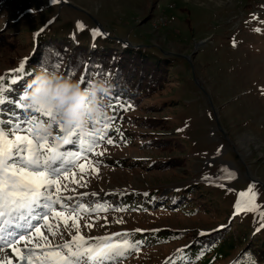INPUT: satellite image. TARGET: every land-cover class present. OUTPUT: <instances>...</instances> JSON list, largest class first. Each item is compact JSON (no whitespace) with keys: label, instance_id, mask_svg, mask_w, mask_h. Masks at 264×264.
I'll return each mask as SVG.
<instances>
[{"label":"rangeland","instance_id":"1","mask_svg":"<svg viewBox=\"0 0 264 264\" xmlns=\"http://www.w3.org/2000/svg\"><path fill=\"white\" fill-rule=\"evenodd\" d=\"M78 21L84 30H77ZM93 29L106 35L93 39ZM64 43L90 52L129 48L155 59V80L146 83L157 91L135 99L134 110L116 111L107 133L114 145L102 143L97 151L104 155L89 157L101 161L99 175L82 161L86 171L77 170L76 179L84 175L87 187L69 183L77 193H89L86 204L106 201L126 211L101 212L99 219L85 215L81 233L95 237L145 230L134 240L158 231L179 232L175 240L152 238L123 264H165L178 249L202 240L211 245L229 231L233 248L211 264H234L246 248L263 245L264 228L256 231L258 214L233 213L238 193L253 182L256 203L264 211V0H0V76L14 73L22 60H39L48 46ZM44 63L53 71L50 59ZM58 74L68 79L64 69ZM17 85L11 87L12 101L18 98ZM11 103L0 105V119L20 117ZM224 167L236 174L219 181L224 187L203 179L216 180ZM121 218L125 222L116 223ZM52 223L71 239L62 221ZM201 231L207 235L200 236ZM54 242H61L59 236Z\"/></svg>","mask_w":264,"mask_h":264},{"label":"snow or ice","instance_id":"2","mask_svg":"<svg viewBox=\"0 0 264 264\" xmlns=\"http://www.w3.org/2000/svg\"><path fill=\"white\" fill-rule=\"evenodd\" d=\"M51 2L56 4L61 0ZM76 28L82 31L85 26L78 21ZM40 32L35 35L39 36ZM91 34L93 39L106 35L100 29H93ZM26 63L27 60H22L13 70L19 75L10 78L9 87L5 86V76H0V105L13 102L23 110V115L15 121L0 119V264H13V259L17 264H123L128 256L139 253L142 241L132 238L145 230L137 228L132 232L85 236L81 233L80 224L85 215L95 214L99 219L101 212L126 209L113 207L106 201L86 204L83 198L89 193H77L76 188L69 187V183H75L80 188L87 187L84 175L76 179L77 170L85 173L86 164L92 173L99 175L101 161H92L89 157L104 155L97 151L102 143L114 145V140L108 138L107 133L113 128L116 116H110L104 125L105 134L101 136L90 133L84 137L76 129L64 133L62 128L56 129L55 139L37 136L32 130L33 118L52 124L55 111L41 110L36 113L38 115H33V111L22 103L31 81L17 100L12 101L5 95L11 85L32 75L26 71ZM79 82L81 85L85 83L83 76ZM109 107H114V110H134L130 103L114 106L110 102ZM115 131L123 138L118 127ZM235 178L236 174L227 167L220 170L216 180L207 175L203 177L206 182L218 187H224L220 180ZM255 187L253 182L246 191L238 193L233 215L241 212L257 213L260 226L256 231H259L264 228V211H260L261 206L256 203L258 194ZM69 192L73 194H65ZM90 195L95 197L97 193ZM54 220L63 222L64 231L71 237L70 240L64 239L59 225L52 223ZM124 222L122 218L116 220L118 224ZM84 227L91 229L93 224L85 223ZM45 231L48 235H45ZM199 235L203 237L207 234L201 231ZM58 236L61 242L55 243ZM177 258L181 264L187 259L184 249H178L176 256L169 258L165 264H174ZM247 264H256L250 253Z\"/></svg>","mask_w":264,"mask_h":264},{"label":"trees","instance_id":"3","mask_svg":"<svg viewBox=\"0 0 264 264\" xmlns=\"http://www.w3.org/2000/svg\"><path fill=\"white\" fill-rule=\"evenodd\" d=\"M47 42L43 41V45L45 46ZM65 44V43H64ZM65 47H52L48 46V54L46 55V50L43 49V54H41L37 60H32L26 64V71H29L32 73L31 76H26L24 79L19 80L16 84H18L16 87H19V90L16 92L18 95V98L21 94H23L26 85L32 81L36 75V72L38 70H45L49 72V69L47 68V65L44 63L45 59H50L51 66L53 68V71L51 73L58 74L59 70L64 69V72L69 79L70 76L77 77L79 75L78 81H80L81 77H84L85 83L82 84V87H87L89 82L93 80H106L110 82L112 85V90L110 95H108L104 100V106L106 110L112 111L113 114L116 116L117 112H124L122 109H116L114 110V107H109L110 102L116 106L121 103L131 105L134 104L135 99L137 100L144 94H149L153 89V86L149 83H146L147 80L155 78L152 77V75H156L155 73H152L153 69L151 67L153 66L151 62L155 61L154 58L149 56L146 53L138 52L132 49L127 48L126 50H123L120 52L119 50L113 48V47H105L102 48V50L96 49L94 52H90V50L87 48H84L82 46L76 45L75 47H70L69 44H65ZM61 49V51H60ZM57 53L59 55H57ZM66 53V58L65 54ZM63 57H62V56ZM159 65L161 64V60H158ZM165 64V63H164ZM162 67L165 68V66ZM74 73V75H73ZM17 74L12 73L8 76H5V86L9 87V81L6 80L9 79L11 75ZM7 82V84H6ZM15 84V85H16ZM10 86L9 90L5 93L6 97H9L11 99V92L12 87ZM18 89V88H17ZM17 98V99H18ZM15 101V100H14ZM22 103H25V101H22ZM6 105L5 103L1 106ZM12 106L16 107L17 116L23 115V110L17 108L15 103H11ZM33 115H38L36 113H32ZM150 199V198H148ZM147 199V200H148ZM131 200V199H129ZM128 200V201H129ZM146 200V201H147ZM155 200V199H151ZM125 204V202H124ZM127 205V203L125 204ZM135 208H137L136 202L133 203ZM171 209H174L171 208ZM159 234V235H156ZM155 234L149 235L152 236L151 238L145 239L142 238L144 236H137L134 240H140L142 241V244L140 246V249L143 245L149 243L152 241V238H163V240H175L177 239L176 231H165L164 232H156ZM161 233L165 234L160 235ZM174 234V236L171 237V235ZM226 236H222L221 238H218L217 241L213 242V244L209 245L205 243V240L197 241L195 245H191L190 248L186 249L185 251H189L190 255L187 257L185 261L182 262V264H190L193 261H198L199 259H204L201 264H211L213 260L218 258L221 252L226 251L228 249L233 248L232 244H230L229 236L232 235L230 231L226 233ZM155 235V236H154ZM176 235V236H175ZM161 236V237H160ZM179 240V239H178ZM207 240V239H206ZM232 243V242H231ZM251 254V256L254 258L256 264H262L264 262V244L256 247L255 245H252L248 248H246L236 259L234 264H247V258L248 254ZM134 254V253H133ZM176 256L174 254L172 257ZM174 264H181L179 262V259L177 258V261L174 262ZM264 264V263H263Z\"/></svg>","mask_w":264,"mask_h":264},{"label":"clouds","instance_id":"4","mask_svg":"<svg viewBox=\"0 0 264 264\" xmlns=\"http://www.w3.org/2000/svg\"><path fill=\"white\" fill-rule=\"evenodd\" d=\"M111 90L112 85L106 80H93L87 87H82L79 81L38 70L24 100L33 113L54 110L55 120L49 124L34 117L33 132L51 139H55L54 129L58 128H62L64 133L76 129L84 137L90 133L104 135V125L110 118L104 100Z\"/></svg>","mask_w":264,"mask_h":264},{"label":"bare ground","instance_id":"5","mask_svg":"<svg viewBox=\"0 0 264 264\" xmlns=\"http://www.w3.org/2000/svg\"><path fill=\"white\" fill-rule=\"evenodd\" d=\"M9 252H11V250H8ZM13 263H17L15 259H13Z\"/></svg>","mask_w":264,"mask_h":264}]
</instances>
